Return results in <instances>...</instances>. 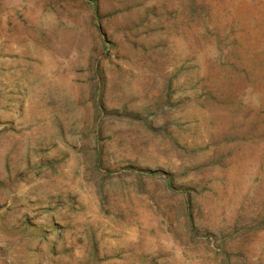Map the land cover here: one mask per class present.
Here are the masks:
<instances>
[{
  "label": "rangeland",
  "instance_id": "obj_1",
  "mask_svg": "<svg viewBox=\"0 0 264 264\" xmlns=\"http://www.w3.org/2000/svg\"><path fill=\"white\" fill-rule=\"evenodd\" d=\"M0 264H264V0H0Z\"/></svg>",
  "mask_w": 264,
  "mask_h": 264
}]
</instances>
